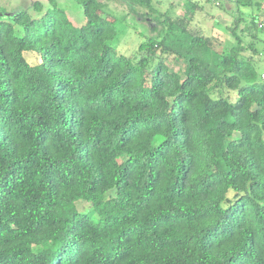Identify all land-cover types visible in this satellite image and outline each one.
<instances>
[{
	"label": "trees",
	"instance_id": "16d2710c",
	"mask_svg": "<svg viewBox=\"0 0 264 264\" xmlns=\"http://www.w3.org/2000/svg\"><path fill=\"white\" fill-rule=\"evenodd\" d=\"M76 1L0 6V264H264V0H188L130 54Z\"/></svg>",
	"mask_w": 264,
	"mask_h": 264
},
{
	"label": "rangeland",
	"instance_id": "374dc122",
	"mask_svg": "<svg viewBox=\"0 0 264 264\" xmlns=\"http://www.w3.org/2000/svg\"><path fill=\"white\" fill-rule=\"evenodd\" d=\"M33 0H0V6L7 9L24 8L27 4ZM48 3V0H43ZM61 8H64L68 17L72 22L81 26L85 23V14L83 7L76 0H56ZM104 3L103 10L106 13L113 15L117 20L118 35L114 41H112L113 47L119 53L130 54L134 52L138 44L145 39L147 35L158 34L163 36L166 31V25L162 22L163 14L168 11L169 14H185L188 0H154L153 7L155 8V19L153 24L146 21L140 16V13L147 11L146 7L138 5L134 7L133 1L130 0H100ZM205 4V0H199ZM172 5V7H171ZM210 13L216 15L215 20H205L201 16L197 17V21L202 24L205 30L213 37L214 47L220 52H226L232 47L236 41L230 35L229 32L222 29V24H217L218 21L224 24H230L233 22L232 16H225L220 8L213 7L206 8ZM215 17V16H214ZM149 19V18H148ZM203 20V22H202ZM216 20H218L216 22ZM216 22V23H215ZM260 36L264 39V32L260 33ZM261 49L260 57L261 62L257 65L259 72H264V42L259 45ZM177 68L184 67V63L179 60L176 62ZM184 69V68H183ZM264 78V76L262 75ZM91 208V204L87 201H80L78 203V209L81 211H87Z\"/></svg>",
	"mask_w": 264,
	"mask_h": 264
},
{
	"label": "built area",
	"instance_id": "2783aa9c",
	"mask_svg": "<svg viewBox=\"0 0 264 264\" xmlns=\"http://www.w3.org/2000/svg\"><path fill=\"white\" fill-rule=\"evenodd\" d=\"M260 26H264V21H262V22L260 23Z\"/></svg>",
	"mask_w": 264,
	"mask_h": 264
}]
</instances>
